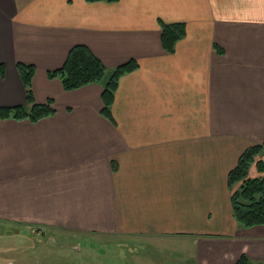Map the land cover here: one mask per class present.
Returning <instances> with one entry per match:
<instances>
[{
    "label": "crops",
    "instance_id": "1",
    "mask_svg": "<svg viewBox=\"0 0 264 264\" xmlns=\"http://www.w3.org/2000/svg\"><path fill=\"white\" fill-rule=\"evenodd\" d=\"M160 21L185 25L172 54ZM76 45L108 72L137 63L110 120L103 85L48 77ZM17 63L55 113L0 120L1 222L112 236L129 264H264V225L237 224L227 186L264 142V0H0V108L27 105ZM148 250L159 258L140 259Z\"/></svg>",
    "mask_w": 264,
    "mask_h": 264
},
{
    "label": "trees",
    "instance_id": "2",
    "mask_svg": "<svg viewBox=\"0 0 264 264\" xmlns=\"http://www.w3.org/2000/svg\"><path fill=\"white\" fill-rule=\"evenodd\" d=\"M88 2H116L117 0H86ZM161 28V45L164 51L172 54L175 45L186 34L183 23L166 24L159 22ZM218 52H220L218 50ZM137 68L135 61H129L108 72L102 62L84 45L73 46L63 65L48 72L50 79H58L65 91H72L90 84L103 85L101 114L111 119V107L119 79ZM16 69L26 95V107L0 108V120H29L36 123L52 116L55 111L52 100L37 104L32 94V78L34 66L17 63ZM0 75L3 67L0 65ZM264 151V142L248 147L239 157L236 166L228 173L227 186L230 190L232 213L237 224L244 228L264 225V176L249 178L248 171L255 165L259 172H264V161L256 157ZM238 185V188L236 186ZM236 264H251L245 256L239 258Z\"/></svg>",
    "mask_w": 264,
    "mask_h": 264
},
{
    "label": "rangeland",
    "instance_id": "3",
    "mask_svg": "<svg viewBox=\"0 0 264 264\" xmlns=\"http://www.w3.org/2000/svg\"><path fill=\"white\" fill-rule=\"evenodd\" d=\"M35 228L44 230L45 235L35 232ZM117 239L0 221V264H129L123 258L130 259V251L117 249L120 248L117 243L122 242ZM140 253L144 254L137 250L131 254L137 257ZM145 255L147 257L140 259L152 261L159 258L149 250ZM181 257L180 254L160 255L164 261H181Z\"/></svg>",
    "mask_w": 264,
    "mask_h": 264
},
{
    "label": "water",
    "instance_id": "4",
    "mask_svg": "<svg viewBox=\"0 0 264 264\" xmlns=\"http://www.w3.org/2000/svg\"><path fill=\"white\" fill-rule=\"evenodd\" d=\"M34 230H35V232H37V233H41V235H45L44 230H42V229H40V228H35Z\"/></svg>",
    "mask_w": 264,
    "mask_h": 264
}]
</instances>
